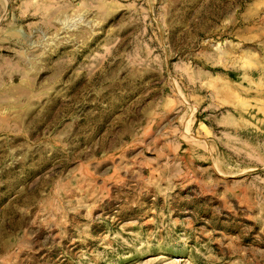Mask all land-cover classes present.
Listing matches in <instances>:
<instances>
[{
  "label": "rangeland",
  "instance_id": "374dc122",
  "mask_svg": "<svg viewBox=\"0 0 264 264\" xmlns=\"http://www.w3.org/2000/svg\"><path fill=\"white\" fill-rule=\"evenodd\" d=\"M0 264H264V0H0Z\"/></svg>",
  "mask_w": 264,
  "mask_h": 264
}]
</instances>
